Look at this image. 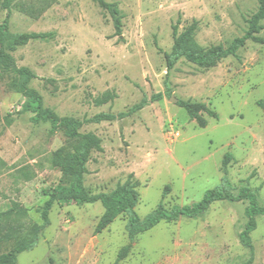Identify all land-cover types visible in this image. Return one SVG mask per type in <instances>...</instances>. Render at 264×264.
I'll list each match as a JSON object with an SVG mask.
<instances>
[{
  "label": "rangeland",
  "instance_id": "374dc122",
  "mask_svg": "<svg viewBox=\"0 0 264 264\" xmlns=\"http://www.w3.org/2000/svg\"><path fill=\"white\" fill-rule=\"evenodd\" d=\"M0 0V24L8 14ZM118 10L121 32L98 0H14L12 32H53L10 51L18 66L37 75L31 86L45 107L82 121L102 150L93 151L84 176L86 189L110 192L130 174L137 182L142 219L163 201L166 208L193 204L220 185L222 161L233 155L229 178L237 194L249 186L264 206V44L246 41L237 56L210 68L181 58L169 72L165 53L178 33L196 22L195 42L207 49L227 47L248 29L257 0H105ZM264 37V29L259 33ZM0 76V254L29 238L42 225L45 190L68 185L72 177L52 164L53 152H72L79 139L49 122L21 112L25 97ZM132 111L143 97L151 99ZM204 102L218 119L200 127L171 100ZM101 99L102 103H98ZM111 113L112 121H90ZM166 186H170L162 199ZM248 200L217 201L195 218L162 221L139 233L119 264H264V216H256L251 249L241 243ZM101 202H56L36 246L17 264H114L130 244L127 215L101 233L95 227ZM252 257V259H251Z\"/></svg>",
  "mask_w": 264,
  "mask_h": 264
},
{
  "label": "trees",
  "instance_id": "16d2710c",
  "mask_svg": "<svg viewBox=\"0 0 264 264\" xmlns=\"http://www.w3.org/2000/svg\"><path fill=\"white\" fill-rule=\"evenodd\" d=\"M14 0H4L3 5L8 10V14L0 24V76L7 75L12 80V88L20 92L25 97V102L21 112H31L34 114L33 121L49 122L51 124V134L63 129L69 138L79 139L75 150L65 152L64 148H58L53 152L52 164L61 167L62 170L72 177L68 185H60L53 189L45 190L48 199L42 207V225H36L32 230L29 238L19 240L8 252L0 254V264H17L20 253L32 250L39 239L40 232L50 223V210L56 202H74L76 204H86L101 202L104 212L95 227V233H101L120 215H127V231L129 234L130 244L124 246L114 264H119L124 259L139 233L148 231L162 221H176L180 217L195 218L206 212L210 206L217 201H241L248 200L249 205L246 208L248 223L240 234L241 243L251 249L253 256V245L251 233L257 228L256 216H264V206L259 203L258 194L249 186H243L235 194L229 178V163L233 158L232 153L225 154L222 161L221 183L213 189L205 192L203 198L198 202L189 205L175 206L168 209L163 201L158 204L157 208L142 219L136 211V206L140 200V193L137 189V182L133 180L134 175L129 177L116 186L110 192H101L97 194L90 193L84 185V176L88 172L87 163L93 151L102 150L101 139L93 132L81 133L80 127L82 121L71 116H60L51 108L45 107L42 95L31 86L33 79L37 77L36 73L27 66H18L10 51L24 46L33 40H49L54 36L53 32H12L10 31V15ZM258 1V10L248 20V29L241 37L235 38L227 47L223 45H214L204 49L194 40L196 22H193L183 32L178 33V26H174V44L170 52L165 53L167 61V78L166 86L169 93L168 78L169 72L175 64L181 59L194 63L200 67L210 68L215 66L221 59L228 56H237L239 49L245 45L246 41L252 40L256 43L264 44V37L259 33L264 29V0ZM99 4L106 8L114 18L115 27L118 33L121 32V22L118 16V10L111 3L105 0H98ZM163 93L154 94L151 99L146 96L140 103L133 108V112L144 107L149 101L162 99ZM102 103L101 99H97ZM177 104L184 108L192 121H195L200 127L208 125L209 117L218 119L216 111L209 108L204 102H195L191 100H179ZM124 114L116 116L111 113H99L90 121H112L117 117H123ZM170 186H166L163 191L162 199L167 195ZM252 259V257H251ZM249 260L246 264H249Z\"/></svg>",
  "mask_w": 264,
  "mask_h": 264
},
{
  "label": "water",
  "instance_id": "95a60500",
  "mask_svg": "<svg viewBox=\"0 0 264 264\" xmlns=\"http://www.w3.org/2000/svg\"><path fill=\"white\" fill-rule=\"evenodd\" d=\"M171 100L174 101V102H178V99L175 98V97H171Z\"/></svg>",
  "mask_w": 264,
  "mask_h": 264
}]
</instances>
